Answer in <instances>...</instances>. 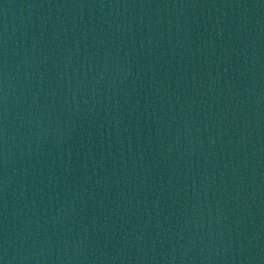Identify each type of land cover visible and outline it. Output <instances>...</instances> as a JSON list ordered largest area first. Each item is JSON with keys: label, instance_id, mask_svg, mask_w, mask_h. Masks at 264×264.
I'll use <instances>...</instances> for the list:
<instances>
[{"label": "water", "instance_id": "95a60500", "mask_svg": "<svg viewBox=\"0 0 264 264\" xmlns=\"http://www.w3.org/2000/svg\"><path fill=\"white\" fill-rule=\"evenodd\" d=\"M0 264H264V0H0Z\"/></svg>", "mask_w": 264, "mask_h": 264}]
</instances>
